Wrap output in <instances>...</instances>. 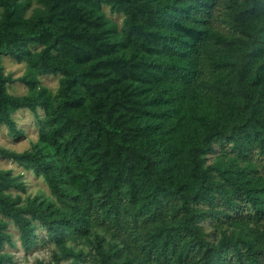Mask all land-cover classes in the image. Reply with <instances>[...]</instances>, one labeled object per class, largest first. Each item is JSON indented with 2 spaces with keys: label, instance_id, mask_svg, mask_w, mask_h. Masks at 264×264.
Returning a JSON list of instances; mask_svg holds the SVG:
<instances>
[{
  "label": "trees",
  "instance_id": "obj_1",
  "mask_svg": "<svg viewBox=\"0 0 264 264\" xmlns=\"http://www.w3.org/2000/svg\"><path fill=\"white\" fill-rule=\"evenodd\" d=\"M41 1L21 17L17 0H0V53L36 45L41 70L62 73L63 99L38 125L62 156L52 169L75 186L59 223L109 232L116 248L97 243L95 264H264V0ZM100 3L121 14L119 29ZM23 106L33 100L0 76V123ZM141 127L149 150L133 141ZM0 211L26 238L17 209Z\"/></svg>",
  "mask_w": 264,
  "mask_h": 264
},
{
  "label": "rangeland",
  "instance_id": "obj_2",
  "mask_svg": "<svg viewBox=\"0 0 264 264\" xmlns=\"http://www.w3.org/2000/svg\"><path fill=\"white\" fill-rule=\"evenodd\" d=\"M17 2L20 3L21 17L43 9L41 0ZM1 10L0 6V13ZM98 11L105 25L112 24L119 29L120 13L110 11L104 3H100ZM38 49L36 45H28L20 58L0 53V76L3 77L4 91L14 97L26 96L33 100L32 108L23 106L8 110L11 125L0 123V147L16 154L27 152L40 156L38 165L31 161L29 164L25 158L0 156V182L6 184L0 189V204L16 208L25 219L27 228V236L23 239L12 218L0 211V264H95L97 243L107 253L116 248V243L108 231L92 222L81 229H70L59 223L74 207L75 186L69 180V172L64 173L60 169V173H55L52 169L62 156L52 140L42 141L39 138L38 125L51 110H56L63 99L59 88L62 73L59 70L42 71L37 57ZM90 63L91 60L79 62L78 69L84 71ZM189 104L188 101L183 103L182 114L186 113ZM147 109L160 110L162 106ZM143 131L142 127L135 129L133 141L141 150H149L147 140L150 135H144ZM216 154H208L205 161L212 162ZM251 161L255 165L260 160L254 158ZM83 165L85 169H90L97 164L86 160ZM87 172L89 179L91 170ZM78 174H82L81 169L77 170ZM102 182L106 183L105 177ZM93 195V201L101 200L97 196L99 192ZM203 225L209 229L205 221ZM231 229L230 226L224 227L225 233Z\"/></svg>",
  "mask_w": 264,
  "mask_h": 264
}]
</instances>
